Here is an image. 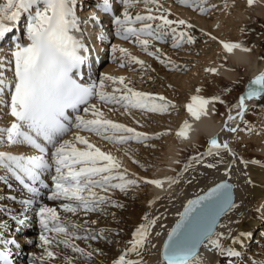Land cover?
<instances>
[{
	"label": "snow or ice",
	"instance_id": "1",
	"mask_svg": "<svg viewBox=\"0 0 264 264\" xmlns=\"http://www.w3.org/2000/svg\"><path fill=\"white\" fill-rule=\"evenodd\" d=\"M121 2L125 5V11L123 19L120 16L115 17V23L118 25L117 35L124 40L134 37L133 43L140 45L149 56H155L161 63L171 65L173 68L178 67L170 58L162 59L159 55L160 49L150 50L151 40L142 37L161 41L171 33L172 46L179 48L181 43L193 44L195 37L186 31H178L173 25H187L189 29L193 25L183 19L171 20L164 14L154 15L151 9L145 15L138 13L133 17L127 8L132 3H139V0H121ZM143 2L145 5H155L158 0H143ZM180 2L189 3L190 0H180ZM191 2L201 13H206L209 7H215V5L206 7V0H191ZM247 2L252 5L254 0ZM75 7L76 0H5L0 3V37H4L12 30L8 21H18L22 14L26 13L28 41L26 44L17 42L12 52L14 81L6 82L3 73H0V95L5 88L12 89L10 115L14 118L9 127L0 128V143L6 139L9 144L26 145L37 153L14 155L10 152H0V168L15 177L29 192L37 191L33 185L36 182L42 183L43 174L54 168L55 175L51 177L53 188L48 198L66 201L59 205L66 213L75 215L83 212L87 216L91 212H104L106 205L122 207L106 193L112 189L123 192L128 187L136 185L138 181L126 179L127 170H121L117 158L91 143L85 136L78 132L74 133L75 143L72 140L62 139L63 136L72 128H76L94 133L102 140L116 145H123L129 141H147L152 138L134 127L105 118L103 111L95 104L89 103L90 99L97 97L103 104L122 107L128 114H131L132 109L147 113H166L176 106L163 95L135 90L129 86L123 76L114 77L105 74L99 86L95 83L78 82L73 74L74 71L79 74L80 65L86 60V56L82 55L81 51L86 53L88 49L83 41L73 34L81 30ZM103 7L106 11L110 10V0H103ZM136 21L143 22L139 28L132 26ZM147 21L160 23L153 26V23ZM206 35L213 40L217 39L210 33ZM220 44L228 53L235 49L250 51L238 42L220 41ZM117 49L127 57L128 63L138 64L142 69L145 67V62L129 53L128 49L114 45L113 51ZM0 67H3L2 63ZM205 71L216 73L218 69L210 67ZM105 81H111L122 87L114 88L112 93H106L102 91ZM253 99H264V71L250 81L246 92L239 97L236 104L231 106L236 109V114L232 115L231 109L229 110L222 131L231 133L238 131V126L231 127L228 122L237 118L243 121L248 111L246 101ZM216 103L224 104L225 101L219 95L210 97L193 95L185 108L191 117L199 120L202 116L215 112ZM82 105L83 113H90L93 118L86 119L84 115L79 114ZM69 109L76 115L72 116ZM190 130L191 124L185 120L177 135L186 139ZM77 143L84 147H77ZM221 150H226L235 157L227 141H220L217 136L209 138L205 155L220 157ZM193 159L197 164L202 163L201 159L196 157ZM234 162L235 160L232 161ZM222 163H224L223 159H218L216 163L206 164V167L216 168ZM251 163H259V161L252 160ZM184 170L187 171V168ZM225 173H231V164L225 168ZM0 179L4 177L0 176ZM167 179L170 186L178 183L173 177ZM144 182L157 187L163 186L161 179L144 180ZM231 188V184L221 181L209 188L204 195L187 201L183 211L179 213L180 219L167 232L160 264H200L198 250L206 243L213 246L221 255L228 257L241 255L234 247L222 245L220 238L224 233L215 232L220 217L236 206L232 201ZM96 189H100L105 194L98 193ZM37 215L43 229L39 239L41 247L45 249L44 255L37 257L40 261L54 260L58 255L52 250L54 243L63 245L85 260L91 259L94 252L100 251L99 249L89 251L76 244V240H96L97 236L78 235V230L84 228V225L61 219L56 208L43 205ZM144 219L148 223H141L136 227L129 246L113 259L112 264H143L142 253L145 251V245L150 242L151 227L156 225L159 217L149 219L145 216ZM88 223L96 224L97 221L84 222L85 225ZM84 231L94 230L84 228ZM100 231L103 233L104 229ZM155 235L160 236L161 233L155 232ZM228 235L231 237V232ZM251 235L250 232H242L231 239L239 244L243 242L244 237ZM2 243L15 244L16 241H2ZM129 253H134L138 259L128 258ZM8 255L6 250H0V264H11ZM65 259L67 264H74L75 257Z\"/></svg>",
	"mask_w": 264,
	"mask_h": 264
},
{
	"label": "bare ground",
	"instance_id": "2",
	"mask_svg": "<svg viewBox=\"0 0 264 264\" xmlns=\"http://www.w3.org/2000/svg\"><path fill=\"white\" fill-rule=\"evenodd\" d=\"M78 1L76 3L75 11H76L77 16L79 17V23H80L81 30L78 32H74L73 34L77 38L81 39L88 49L86 53L83 52L82 50L81 54L87 57L95 56L97 60L94 61L93 63L94 65L97 63H100L99 68H101V71H102L100 80L103 79L102 76L106 74V75H111L114 77L123 76L125 77V81H127L128 83L129 82L134 83V81H137V83L140 84L141 81L145 80L148 76L143 75L140 72H137L136 68H139L137 67L138 64L132 65L131 68L129 69H121V67L115 63L108 64V65H106L105 63V65H103L104 60L109 58L108 57V39L103 38L105 32H107L108 35L110 36L112 35L115 36V42L113 46L115 45L118 47L126 48L128 49L129 53L145 61L147 57L137 52L138 50L135 44L133 43L132 40H130V39H133L134 37H130V39L124 40L121 36L117 35L118 25L115 23V20L113 21L110 14L104 9L103 3H98V4L96 3L97 5L95 6L94 3L88 5V3L86 2L87 7L84 8V6H82L83 7L82 9ZM3 2L5 1L0 0V3H3ZM260 2L261 0H254L255 4H258V3L260 4ZM110 3H111V7L116 11V16H120L123 19L125 5L121 2V0H110ZM169 5L167 6L169 7ZM140 6L144 7L142 4ZM228 8L229 6H227V9ZM127 11L129 12V9ZM238 11L240 10L235 9V12H238ZM263 11H264V8H261V11L259 10L258 13L261 14ZM138 13L141 15H145L148 12L146 11L142 12L140 10ZM155 13L152 12V14L154 15ZM221 13H220V16H216L214 20H210L209 25L207 24L208 27L212 26V29H215L218 32H220L221 29L230 28V26L225 23V18H224L225 14L224 13L221 14ZM240 14L241 12L238 14V16ZM135 15L133 14L132 16L135 17ZM195 16L196 18L199 17L198 14H195ZM200 18L202 19L201 21L207 20V19H204L203 17H200ZM147 22L149 23L150 21H147ZM7 23L9 27L13 29V31H16L12 27L14 24H16V21L15 22L8 21ZM18 23L21 27H26L27 17L23 20L22 18H20ZM142 23L143 22L136 21L132 26L139 28ZM104 26L106 28L105 32L103 28ZM10 32L6 33L4 37H0V63L3 64V67H0V73H3V77L5 78L6 82L14 81V58L12 56V52L15 50V44L17 42L22 43V44H26L28 42L26 38V28L23 30L22 35H20L21 38H19L18 33L14 35ZM203 36L205 35L203 34ZM142 38L147 39L148 37H142ZM170 40H173V37H170ZM234 40L233 39L229 40V38L226 39V37H224L223 35L222 37L220 36V41L237 42ZM113 46L110 48L112 56L113 54L117 55V53H120L118 49L117 51L114 52ZM217 46L218 48H222V45L221 47L219 46V44ZM224 53H226L228 59L230 60L229 62H237L239 64L241 62L245 66L248 64L249 67H254L256 64V61L250 60V55L248 51H243L242 49H235L231 53H228V52H224ZM122 56H125V55L122 54L120 58ZM148 61L149 60H147L146 62ZM198 65L199 64L195 65L196 66L195 69L197 68L198 71H197V75L194 80H191L192 77L189 80L187 79L192 75V72H191L188 75H186L184 79H182L181 81L183 82L181 89L187 92V94H189V97L186 101L184 100L181 101L182 105L184 106L183 111L181 112V115L177 117L174 121H171V123L174 124V127H173L174 130L170 129L171 131H169L168 134L165 136V139H163V143H165L163 146H161L163 147V150H158L156 151V153L155 151H153L152 153H155L154 155H151V153L149 154V152H144L145 153V156L143 155L145 157L143 158L144 161L139 159L138 156L134 154L135 151L139 152L138 151L139 149L135 150L133 153L131 152L135 156L128 155L131 153H128L127 156H125L124 152H121L118 149L120 147L117 148L114 144L113 146L112 144L110 145V143L108 142H103L105 143L103 144L101 140L94 138L93 135L89 137L88 136L89 133L85 132V130L83 129L72 128L71 132L63 136L62 139L72 140L75 143L73 134L78 132L80 135L85 136L91 143L100 147L103 151L110 152L120 162L121 170H124V169L127 170V175L125 178L135 179L138 181V183L134 185L136 187L137 186L143 187L144 185L143 183H145L144 180L161 179L163 181L162 187H157L153 184L147 183L146 186L144 185L145 186L144 188L147 189L146 191L143 190L144 192H142L141 188H138V189L136 188L137 192H133L130 195L132 196L131 200L135 202V205L130 207V211L132 213L131 215H133V220L135 222H134V226H132L133 228L130 230V233L127 237L121 233L114 234L115 230L112 229L114 227L109 225L111 223H113L114 225H119V224L122 225L123 223V222H112L114 219V216H112V214L114 213V209L112 207L115 205L105 206V210L109 208L108 213L111 215L110 217H108V219L101 217L102 215H104L103 213L105 211L100 212V213L99 212L88 213L87 216H85L84 213L81 212L82 214L79 213L80 215L75 214L76 217H70V216L69 218L67 217L66 218L67 220H70L76 224L84 225V228L94 230L92 232H85L84 228H81L77 232V234L80 236L95 234L97 236V239H99L102 234H107V235H113L115 236V238L118 239L116 241L118 245L117 249H112V250H109L107 245H105L100 240L98 241L91 240V239L90 240H85V239L76 240L75 241L76 244H78L82 248H85L86 250L93 251L95 249H99L100 251L94 252L93 257L89 260L82 259L79 257V254L75 253L74 257L76 259H79V261L75 259L76 261H74V264H112L113 259H115L118 255L122 254L124 250L129 246V241L132 239V233L136 229V227H138V225L141 223H148V221L144 219L145 216H147L149 219L156 218V217H159V219L157 220L156 225L151 227L150 242L145 245V251H143L142 253L143 264H160L162 260L163 244L165 240L167 239V232L173 227L177 219L180 218L179 213L182 212V209L184 208L187 201L193 196L198 195L201 192H204L209 187L214 185L216 182L224 178H227L234 183L235 200L233 203L236 206L232 208L230 211H227L224 215L220 217L219 223L215 229L216 233H224V236L220 238L222 245L234 247L237 251L241 253L244 251V249H246V245L247 246L249 245L250 243L249 238L251 236L244 237L243 242L239 244L234 243L231 237L238 236L242 232L256 233V232L262 231L261 230L262 226L260 223L263 220L261 217L262 212L260 214L259 211H257L258 210L257 206L264 204V186L262 185L264 183V167L260 165L252 164L245 157L238 156L236 147L233 144L235 142H232V139H234L233 137L234 133L222 131L224 123L222 122V120L218 119V117L216 116L217 114L216 112H213L208 116H202L199 120H196L193 117H191V115L187 112L185 108V105L190 102L191 96L202 95L200 92H197L196 90V89H201L199 88L200 86L198 87V84L203 83V81L205 82V80L202 79L203 74L201 73L202 71L200 70V67ZM205 68H206V65L204 66V69ZM262 71H264V67L257 66L255 71L251 74L249 78V82ZM194 72H196V70ZM217 72L219 74L221 73L228 77L237 76L236 74L238 73V72H235L232 75L230 72H234V71L229 70V68L227 67L224 68V66L223 68L218 69ZM192 76L194 77V75ZM94 77L95 76L91 75V81H93L92 83L95 82ZM97 79H98V73H97ZM148 80H151V79H148ZM249 85L250 83L248 84V87ZM132 88L134 89L136 88L134 84ZM11 90L12 89L10 88H5L3 94L0 95V101H3V102H0V128L9 127L12 120L14 119L10 115ZM110 90L112 89L110 88ZM244 93L245 92H243L242 94ZM158 94L165 96V94H163L162 92ZM93 99H92V104H95L97 108H99L101 111L106 112L103 110V106H101V108L100 106H98V102L100 100L97 97ZM253 103H263L264 104V99L247 100L246 104L248 105V109L253 106L252 105ZM114 110H111V111L109 110V112L115 115ZM117 113H118V110L116 112V115ZM80 114L84 115L86 119L90 118L89 116L90 113L85 114L81 111ZM113 114L111 115L112 117H113ZM235 114L236 112L234 113V115ZM106 117L110 119V117H108V114ZM121 117L123 118V116ZM116 118H115L116 122L124 123L130 127H134L137 129V131H141V132L145 131L144 128L137 127L136 122H133V120L132 121L126 120V118H124L125 120L124 121L118 117ZM111 120H114V119H111ZM185 120L189 121V123L191 124V130L188 134V138L186 139L177 135L179 128L182 126ZM238 124L240 125V123L235 122L233 127H237ZM164 127L166 128V126ZM158 130H160V128L155 129V130L150 128V130L148 131H150V133H153L154 131H158ZM205 134L208 136V138L217 136L220 141H227L230 148L235 153V157H233L226 150H221L220 157L205 155L208 149V144H206V148L198 149V146L202 144L204 141L203 139H205L204 138ZM188 144H196L195 147L193 148L196 151L198 150V152L197 154L191 155V157L189 156L190 159L182 163L183 158L181 159V157H184L185 152H186L183 146H186ZM76 146L79 147L78 144ZM259 146H261V144ZM136 147L137 145H135L133 148H136ZM140 147L141 146L138 145L137 148H140ZM80 148H83V147H80ZM115 149H118L119 151H115ZM129 150L131 151V149ZM260 150H261V153L262 152L264 153V144L261 146ZM0 152H10L14 155L37 154L36 151L34 149H31L29 146L12 145V144H9L6 139L2 143H0ZM152 157H156L155 159L163 161V162H160V161L159 162L164 163V165L163 166L158 165L156 163H159V162L154 161V162H151V165H153L152 167L144 169V165L148 163L147 160H151ZM193 157L201 159L202 163L197 164L195 160L193 159ZM218 159H223L224 163L218 164L216 168L206 167V164L216 163ZM233 160H235L234 163H232ZM229 164H231V173L226 174L225 168L228 167ZM185 168H187V171L184 170ZM0 170L4 172L3 174L0 173V176L4 177V179H0V249L1 248L6 249L7 252L12 255V259L14 260V262L16 264H20L21 259L26 262V259L29 258L28 254L32 252L34 253L37 252V251H34V248L27 245V241L33 238L32 236L33 234H31L32 232L31 233L29 232L31 230L29 228H33L34 226H37L38 227L37 231L40 233V235L43 232V229L40 224V218L37 215L40 206H43V205H39L37 203H39L40 200H42L45 196V199L43 200V202L46 201V203L44 205H47L49 207H54L57 210H59V205L64 201L50 200L48 198L49 197L48 195H50L51 191L47 189L46 187H43V189H41V185H40L41 182H36V184L33 185L37 189V191L29 192L27 188H25L22 184H20L19 181L15 179V177H13L10 173H6L5 169L0 168ZM178 170H179V173H177V176H176V171ZM186 172L188 173L184 174ZM46 174L47 175L43 174L42 181L45 179L48 182V184L53 186V181L51 180V176L53 175L52 170H49L48 172H46ZM169 177H174L178 182H181L182 179L183 181L181 184L174 183V184H171L170 186L169 181L167 179ZM189 181H191V183H189ZM96 191L100 194H105L101 191H98V189H96ZM38 193H41V196H37ZM130 193L131 192H128L127 195H129ZM106 195H108V193H106ZM134 196L135 198H133ZM110 197L115 201L116 199H119L120 195L117 197H112V196ZM150 201H154V203H152L153 204L152 206L149 203ZM117 203L119 205H122V207H125L122 204V202L121 203L117 202ZM139 205H141V207ZM30 206H33V207H31V210L28 211V213L31 215L32 218L31 220H25L24 217L27 213L26 210L29 209ZM238 211L243 212V214L241 216H238V213H237ZM261 211H263V214H264V207L261 209ZM86 220L89 222L92 220H96L97 223L96 224L88 223L85 225L84 222ZM110 220L112 221L110 222ZM21 221H23V223H21ZM161 225H163L164 227L162 228ZM121 227L124 228L123 226ZM101 229H104L105 231L101 233L100 231ZM155 232H160L161 235L156 236ZM229 232H231V237L228 235ZM263 232H264V229H263ZM45 235H48V234L45 233ZM263 236H264V233H263ZM11 240H15L16 243L15 244L2 243V241H11ZM39 242H40V247H41V241ZM152 245H155V247H152ZM256 249L253 250V252L247 251L246 253L244 251L247 255L252 256L249 258H245L243 256L244 254L242 253L238 257H228V256L221 255L218 250H216L213 246L208 245L207 243L205 246H201V248L198 251L200 252V264H225L228 258L231 260L232 264L233 263L235 264H264V249L262 250V247H258V246H256ZM52 250L58 253V255L54 258V260L40 261L39 259L35 258L33 261H31L30 264H67V260L65 258L68 257L67 256L68 251H70V254L73 257V252H71L70 249L65 248L63 245L59 246L54 243L52 245ZM41 251L42 252L40 256L44 255L45 249L42 248ZM128 258L138 259V257H136L134 253H129ZM90 261L91 263H89Z\"/></svg>",
	"mask_w": 264,
	"mask_h": 264
},
{
	"label": "rangeland",
	"instance_id": "3",
	"mask_svg": "<svg viewBox=\"0 0 264 264\" xmlns=\"http://www.w3.org/2000/svg\"><path fill=\"white\" fill-rule=\"evenodd\" d=\"M77 1H76V3H77ZM96 1H98V2H96ZM213 1L212 0H206V4H205L206 7L209 5H215L214 8L209 7V10L206 13H201L199 11V9L195 6V4L191 2V0L189 3H181L180 0H161V1L158 0L157 4H155V5L148 4L147 6H145V3L143 2V0H139V3H132L127 8V10L129 9V13L131 15L137 14L140 10L142 12H145V11L148 12V10L151 9L153 13L156 12L155 15L164 14V15H167L168 18L171 20H180V19L185 20V21H187L188 24L193 25V27L190 29L187 28V25H173V27H177L178 31L183 30V31H186V32L190 33L191 35H193L195 37V42L193 44L181 43V46L179 48H174L172 46L173 40H170V37H172L171 33L168 34L161 41H156L154 39H151L150 37L147 38V39L151 40V43L149 45L150 50L154 51L157 48L160 49L161 52L159 55L161 56V58L165 59V60L170 58L178 66L176 68H173L171 65H166L164 63H161L160 59H157V57H155V56H149L148 53L145 52L140 45L134 43L137 50H138L137 52H139L140 54L145 55L147 57V59L144 61L145 67L142 69L141 66L138 65L137 67H139V68H136L137 72H140L143 75H147L148 76L147 78L151 79V80H148L146 78L145 80H142L140 84L137 83V81H134V83L129 82V86L132 87L134 84L136 87L135 89L138 90L140 87L139 91L150 92L153 94H158V93L162 92L163 94H165V97L167 99L171 100L175 104L176 107L173 109H170L169 112H166V113H147V112H141L140 110L132 109L131 114H128V113L124 112V109L122 107L113 106L110 104L105 105L101 101H99L98 106H100V108H101V106H103V110L106 111V112H104L105 118H107L106 117L107 114H108V117H110L113 114V113L109 112V110H110L109 108H111L113 110L116 109V110H114L115 115L113 114V117L111 116L112 118L110 117V119H114L113 121H115V118L118 117L122 120H124V118H126V120H131V121L133 120V122H136L137 127L144 128L145 129L144 132L147 133L150 137H152L151 139H149L147 141H129L128 143L123 144V145L114 144L117 148L118 147L121 148V149L120 148H118V149L121 152H124L125 156H127L128 153H131V152L133 153L135 150L139 149L138 150L139 152L135 151L134 154H136L139 159L143 160V158H145L144 152H149V154L151 153V155H154L156 153V151L163 150V147H161L165 144V143H163V139H165V136L168 134L169 131L174 130L173 129L174 124H172L171 121H174L177 117H179L181 115V112L183 111V107H184L182 105L181 101L182 100L186 101L189 97V94H187V92H185L181 89L182 85H183L182 84L183 82H181V81H182V79H184V77L186 75H188L191 72H192V75H194V77L191 75L187 79L189 80L191 77H192L191 80L195 79V77L197 75V71H198L197 68L195 69L196 64H199L198 66L200 67V70L202 71L201 73L203 74L202 79L205 80V82L203 81V83L198 84V87L200 86L199 88H201V89H199L200 90L199 92L206 97H210L213 95H219L225 101L224 104H220V103L215 104V109H216L215 112L217 113V114L216 113L215 114L219 120H222L223 123L226 120L230 109H231L232 115H234V113L236 112V109L231 108V106L238 102V99L243 92H246V90L248 88V84L250 83L249 78H250L251 74L255 71L256 67L257 66L258 67H264V11L261 14L258 13L259 10L261 11V8H264V0H261L260 4L259 3L258 4L253 3L252 5H249L247 0H227V1L226 0H215L214 2ZM78 2L80 3L79 5H81L82 9H83L82 6H84V8L87 7L86 6L87 3H88V5L94 3L95 6L98 3H103L102 0H79ZM141 4L145 8L141 7L140 6ZM169 4H171V5H169ZM167 5H169V7ZM227 6H229L228 9H227ZM130 7H132V8H130ZM157 9H159V10L157 11ZM235 9H239L240 11L235 12ZM188 10H189V12H188ZM136 11H137V13H136ZM221 12L225 14V17H224L225 23L227 25H229L230 28L229 29H221V31L218 32L217 30L212 29V26L208 27L207 24L209 25V21L214 20V18L216 16H220ZM240 12H241V14L238 16V14ZM192 14H194V15H192ZM195 14H198L199 17L196 18ZM26 17H27L26 13L22 14V16H21L22 20L25 19ZM200 17H203L204 19H207V20L201 21L202 19ZM149 23H153V26H155L154 24L160 23V22L155 21V22H149ZM206 30H208V31H206ZM235 32L238 34H236ZM207 33H210L211 36H215L217 39H215V40L211 39L209 35H206ZM203 34L205 36H203ZM222 35L224 37H226V39L229 38V40L235 39L234 41H237V42L241 43L244 47L250 49V51H248V53L250 55V60L256 61L257 65L255 64L254 67H249L247 64L246 65L247 67H246L241 62H240V64L237 62H229L230 60L228 59L226 53H224L225 51L223 50V48H218V46H217L219 44V46L221 47L219 41H220V36L222 37ZM133 39H130V40L133 41ZM113 44H114V39L112 37L110 42L108 41V57L109 58L104 60L103 65H105V63H106V65L115 63V64H118V66H120L121 69H129V68H131L132 65H137V64L128 63L126 56H122L120 58V56L122 55L121 53H117V55L113 54V56H114L113 57L111 54V51H110V48L113 46ZM215 44H216V46H215ZM157 46H159V47H157ZM147 60H149V61L146 62ZM122 64H123V66H122ZM205 65H206L205 69L210 68V67H214L216 69H221L224 66V68L227 67V68H229V70L234 71V72H230L232 75L235 72H238V73L236 74L237 76H229V77L225 76L221 73L219 74L218 72L217 73H210V72L205 71V69H204ZM193 69H194V71L196 70V72H194ZM101 72H102L101 68H99L98 79L96 76L97 83H95V84H97V86H99L100 76L102 75ZM102 77H104V75ZM135 83H137V84H135ZM158 84H159V86H158ZM117 87H122V86H120L118 84L113 85V83L111 81H107L104 83L102 91H104L106 93H112L113 89L117 88ZM110 88L112 90H110ZM252 105L253 106L251 108H249L248 111L245 113L243 121H241L239 118H237L235 121H229L228 123L230 124L231 127H233L235 122L240 123V125L238 124L239 129L236 133H234V135H233L234 139H232V142H235L233 144L236 147L238 156L239 157H245L250 162L252 160L259 161V163H252V164H256V165H260V166L264 167V153L263 152L261 153V150H260L261 146L264 144V138H263L264 137V104L263 103H253ZM117 110H118V113L116 115ZM124 114L126 117L124 116ZM89 116H90V118H93L91 116V114ZM121 116H123V118ZM133 117L134 118L136 117L137 119L136 118L134 119ZM129 118H131V119H129ZM107 119H109V118H107ZM143 120H145V121H143ZM137 121H139V123H137ZM147 122H148V124H147ZM164 126H166V128ZM140 128H138V129H140ZM150 128H152L154 130L160 128V130L154 131L153 133H150V131H148V130H150ZM249 128H251L252 130L248 131ZM85 132H88V131L85 130ZM88 133H89L88 134L89 137L91 135H93L94 138L101 140L102 143L108 142V141L102 140L99 136L95 135L94 133H90V132H88ZM160 133H162V135H157ZM204 136H205L204 137L205 139H203L204 140L203 143L198 146V149L206 148V144H208L209 138L206 134ZM245 136H247V137H245ZM252 139H253V141H252ZM101 141H100V143H101ZM108 143H110V145L111 144L113 145V143H111V142H108ZM77 144L79 147H84V145H80L79 143H77ZM103 144H105V143H103ZM260 144H261V146H259ZM135 145H137V147H138V145H140L141 147L140 148H137V147L133 148ZM195 145L196 144H188L186 146H183L185 148L186 152H185L184 157H181V159L183 158L182 163L189 160L191 155L197 154L198 150L196 151L193 148V147H195ZM131 146H133V147H131ZM118 149H115V151H119ZM129 149H131V151ZM109 151H111V150H109ZM153 151H155V153H152ZM132 153L128 154V155L135 156ZM155 158L156 157H152L151 160H147V162L149 164L146 163V165H144V169L152 167L153 165H151V162H154V161L163 162V161L157 160ZM160 162L156 163V164L163 166L164 163H160ZM1 170H0V173L3 174L4 172H2ZM177 173H179V170L176 171V176H177ZM187 173L188 172H186L184 174H187ZM173 176H174V174H173ZM188 179H190V178H188ZM182 181H183V179H182ZM182 181L178 182V184H181ZM114 182H119V181H114ZM143 184L145 186L147 185V183H143ZM144 185H143V187L142 186L141 187L130 186L126 189V191H123V192L120 191L119 189H112L108 192V195H110L112 197H117L120 195L119 199H116L115 201L120 202V203L122 202V204L125 206L122 208L121 207L118 208L117 206L112 207L114 209V213L112 214V216H114V219H113V221L110 220V222L111 221L112 222H123L122 225H120V224L114 225L113 223L109 224L110 226L114 227V228L111 227L113 230H115L114 234L121 233V234L125 235L126 237L129 235L130 230L133 228L132 226H134V222H135L133 220V215H131L132 213L130 211V207L134 206L135 202H133L131 200L132 196H130V195L133 192H137L138 188H141L142 192L146 191L147 189L144 188L145 187ZM262 185L264 186V183ZM52 188H53V186H52ZM52 188L49 190L52 191ZM98 191H101V190L98 189ZM128 192H131V193L129 195H127ZM133 198H135V196ZM40 202L37 204L44 205L46 203V201L45 202L42 201L43 203H40ZM64 202H66V201H64ZM150 205L152 206L153 204L150 203ZM139 206L141 207V205H139ZM31 207H33V206H30V208L26 210L27 213L24 217L25 220H31V218H32L31 215L28 213V211L31 210ZM257 207H258L257 211H259L260 214L262 212L261 217L264 220V214H263V211H261V209L264 207V204L258 205ZM60 209L61 208L59 207V210H57V211L59 212L60 216H63V217H61V219H66L67 217L69 218V216L70 217H76V215L82 214L81 212H79L80 214L77 213L76 215H74L71 213H66L63 211V209H61V210ZM108 210H109V208L105 210L106 213L105 212L103 213L104 215L101 216L102 218L108 219V217L111 216L108 213L109 212ZM93 213H97V212H93ZM237 213H238V216H241L243 214V212H241V211H238ZM263 220L260 222L261 226H262L261 227L262 231H259L256 233H254V232L251 233L252 235L249 238L250 243L248 246L246 245V249H244V251L246 253H247V251L253 252V250L256 249V246L262 247V250L264 249V236H263L264 222H263ZM121 226H123L124 228H122ZM125 228H126V230H125ZM29 229H31L29 232L30 233L32 232L31 234H33L32 235L33 238L29 240V241H31V243H29V241H27V245L34 248V251H37V252L36 253L32 252V253L28 254L29 258L26 259V262L21 259L20 264H30L31 261H33L35 258H37V256L40 257V254L42 252L41 251L42 248L40 247V242H39L40 241V239H39L40 233L37 231L38 227L34 226L33 228H29ZM107 229H109V228H107ZM87 240H90V239H87ZM98 240L102 241L105 245H107L109 250L117 249V247H118L117 242H116L118 239L115 238V236H113V235L102 234L100 236V238L96 239L95 241H98ZM244 251L241 253L244 254L243 256L245 258L252 257L251 255H247ZM74 254L75 253H73V257L75 256ZM67 256L72 257L70 254V251H68ZM76 260L79 261V259H76ZM76 260H74V261H76ZM230 262H231V260L228 258L226 260L225 264H230ZM89 263H91V261ZM233 264H235V263H233Z\"/></svg>",
	"mask_w": 264,
	"mask_h": 264
},
{
	"label": "water",
	"instance_id": "4",
	"mask_svg": "<svg viewBox=\"0 0 264 264\" xmlns=\"http://www.w3.org/2000/svg\"><path fill=\"white\" fill-rule=\"evenodd\" d=\"M221 181H226V182H228L229 184H231L232 185V188L230 189V191H231V196H232V201L234 202V200H235V189H234V183L231 181V180H229V179H227V178H224V179H222V180H219L218 182H216L214 185H212L211 187H214L217 183H219V182H221ZM211 187H209V188H211ZM208 188V189H209ZM207 189V190H208ZM207 190H205L204 192H201L200 194H198V195H195V196H193L192 198H190V199H195V198H197L198 196H200V195H204L206 192H207ZM186 205V204H185ZM184 209V208H183ZM183 209H182V211H183ZM226 213V212H225ZM224 213V214H225ZM223 214V215H224ZM180 218H178L177 220H179ZM220 220V219H219ZM177 222V221H176ZM175 222V223H176ZM175 223H174V225H173V227L175 226ZM162 253H163V248H162Z\"/></svg>",
	"mask_w": 264,
	"mask_h": 264
}]
</instances>
